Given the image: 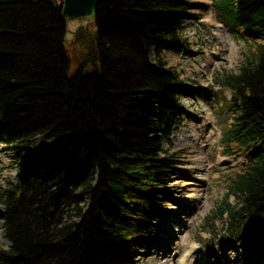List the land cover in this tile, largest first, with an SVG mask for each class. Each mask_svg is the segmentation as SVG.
<instances>
[{
  "label": "trees",
  "instance_id": "1",
  "mask_svg": "<svg viewBox=\"0 0 264 264\" xmlns=\"http://www.w3.org/2000/svg\"><path fill=\"white\" fill-rule=\"evenodd\" d=\"M64 0H0V142L21 170L2 189L0 264H136L162 214L158 187L177 160L181 97L198 87L167 68L186 47L190 0H100L69 74ZM218 21L264 39V0H212ZM89 46H92L89 48ZM234 118L224 153L247 155L207 230L264 237V44L238 72L218 71ZM44 135L49 141L36 146ZM262 148L256 153L254 148ZM233 195L235 204L228 201Z\"/></svg>",
  "mask_w": 264,
  "mask_h": 264
},
{
  "label": "rangeland",
  "instance_id": "2",
  "mask_svg": "<svg viewBox=\"0 0 264 264\" xmlns=\"http://www.w3.org/2000/svg\"><path fill=\"white\" fill-rule=\"evenodd\" d=\"M190 1L195 5L190 9L191 16L182 23L183 37L190 42V47L183 51H166L164 56L167 68L198 88L181 97L182 120L173 133L172 144L167 146L177 164L169 183L158 187L160 203L157 207L162 217L155 222L153 235L143 239V247L128 250L136 264H160L157 261L160 257L162 261L167 259L169 264H260L259 256H264V237L245 235L240 242L230 239L221 234L223 221L218 219L214 222L215 233L206 227L225 200L231 179L245 170L249 162L247 155L240 152L224 153L226 148L220 139L223 130L233 121L234 106L230 101L231 91L214 85L213 77L218 71L238 72L241 64L255 57L256 46L264 44V39L243 27L232 30L218 21L212 0ZM88 29V25L79 27L80 38L76 31L72 32L70 43L65 39L70 75L77 71L87 54L82 34ZM191 135L195 140L189 139ZM48 141L44 135H39L33 144L40 146ZM252 151L259 153L263 149L257 147ZM13 152L14 149L0 142V245L8 244L1 230L5 212L2 189L16 183L21 170ZM198 157L203 161L200 171L195 168ZM198 172L204 174V179L199 184L195 181L191 190L186 189L182 182ZM193 192L197 193L196 198L178 204L180 196ZM228 201L235 204L234 196Z\"/></svg>",
  "mask_w": 264,
  "mask_h": 264
},
{
  "label": "water",
  "instance_id": "3",
  "mask_svg": "<svg viewBox=\"0 0 264 264\" xmlns=\"http://www.w3.org/2000/svg\"><path fill=\"white\" fill-rule=\"evenodd\" d=\"M100 0H64L62 5V18L66 23L65 39L81 26L94 23Z\"/></svg>",
  "mask_w": 264,
  "mask_h": 264
},
{
  "label": "bare ground",
  "instance_id": "4",
  "mask_svg": "<svg viewBox=\"0 0 264 264\" xmlns=\"http://www.w3.org/2000/svg\"><path fill=\"white\" fill-rule=\"evenodd\" d=\"M189 139H192V141L195 140V138H193V135H191L189 137ZM184 140L186 141L187 138H185ZM219 160H221V159L219 158ZM197 161H198V163L195 166V168H197L200 171L202 169V167H203V164H202L203 161H202L201 157H198L197 158ZM202 179H204V174L198 172L197 175L190 176V179L182 182V185L184 187H186V189H190L191 190V187H195L194 186L195 185V181H197V184H199L200 180H202ZM197 196L198 195L195 192H193V193H186L185 195H182V196L179 197L180 199H178V204L183 205V204L189 202L190 200L196 198ZM1 207H2V205H1ZM156 224L161 225L162 223L157 222ZM258 260L260 261L259 262L260 264H264V256H259V259ZM157 261H160L161 262L160 264H169V261L167 259H164V261H162L161 260V257L160 258H157Z\"/></svg>",
  "mask_w": 264,
  "mask_h": 264
},
{
  "label": "flooded vegetation",
  "instance_id": "5",
  "mask_svg": "<svg viewBox=\"0 0 264 264\" xmlns=\"http://www.w3.org/2000/svg\"><path fill=\"white\" fill-rule=\"evenodd\" d=\"M76 32H77V36L80 38V36H81V30L78 29ZM82 35H85V34H82Z\"/></svg>",
  "mask_w": 264,
  "mask_h": 264
}]
</instances>
